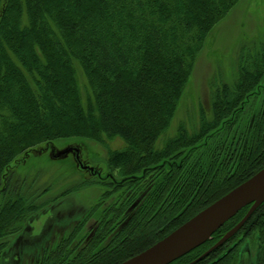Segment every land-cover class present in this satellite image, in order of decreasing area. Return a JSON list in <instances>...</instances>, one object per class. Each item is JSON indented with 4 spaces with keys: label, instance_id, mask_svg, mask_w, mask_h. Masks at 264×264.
I'll list each match as a JSON object with an SVG mask.
<instances>
[{
    "label": "trees",
    "instance_id": "1",
    "mask_svg": "<svg viewBox=\"0 0 264 264\" xmlns=\"http://www.w3.org/2000/svg\"><path fill=\"white\" fill-rule=\"evenodd\" d=\"M239 1L0 0V259L36 213L105 183L93 175L50 200L48 187L38 194L23 180L11 183L45 143H105L115 186L89 209L98 221L94 237L84 242L83 220L43 249L38 264H119L264 167V104L254 109L264 93V40L240 49L233 82L212 85L192 132L180 122L168 134L209 32ZM236 131L247 133L241 146ZM115 138L119 148L108 144ZM254 214L245 226H264V202Z\"/></svg>",
    "mask_w": 264,
    "mask_h": 264
},
{
    "label": "rangeland",
    "instance_id": "2",
    "mask_svg": "<svg viewBox=\"0 0 264 264\" xmlns=\"http://www.w3.org/2000/svg\"><path fill=\"white\" fill-rule=\"evenodd\" d=\"M260 40H264V0H240L226 17L209 32L205 44L197 56L190 80L168 134L173 135L180 122L186 124L189 132L193 131V127H197L201 110L207 109L210 105L212 85L220 80H233L240 49L244 48L247 43ZM70 140L74 139H63L54 141V143L64 148ZM76 141L86 146L83 148L86 151L85 156L90 162L106 165L109 147L105 143L90 139H77ZM108 144L111 148H119L122 145V140L115 138ZM45 145L46 143L36 147L28 159L20 164L15 171L13 170L14 176L11 183L18 179L23 180L24 190H29V192L36 190L37 192L34 193L38 194L48 187L47 193H44L43 196L45 200H50L66 189L75 187L86 176L75 167L71 155L56 158L52 153L41 150ZM100 194L101 189L97 185L88 186L70 192L56 203H61L59 207L63 210L76 211L77 215L82 212L85 206L96 201ZM43 196L40 197V200H44ZM36 218L39 219L36 220ZM45 218L47 219L42 213H36L30 218V220L33 219L31 225L34 226L35 232L43 229L42 224Z\"/></svg>",
    "mask_w": 264,
    "mask_h": 264
},
{
    "label": "flooded vegetation",
    "instance_id": "3",
    "mask_svg": "<svg viewBox=\"0 0 264 264\" xmlns=\"http://www.w3.org/2000/svg\"><path fill=\"white\" fill-rule=\"evenodd\" d=\"M253 44L254 43L252 42L251 44L247 43L246 46H251ZM236 73H237V67H236ZM236 73L233 75V77L236 75ZM228 82H233V81L231 80ZM261 103L264 104V93L256 101L255 104L256 106L254 107V109L260 108ZM253 113L254 111L252 112V114ZM246 134H247L246 132L244 133L242 131H236L233 137L236 139L237 146H241L245 142ZM223 138L226 139L227 135L224 134ZM221 139L222 138L220 135L215 137L211 141L210 149L212 150V148L215 147L216 144L220 142ZM83 146L84 145L82 144L69 142L64 148L68 150V152L62 155V157L71 155L75 162V167L80 172H82L84 176H86L79 184H82V182H84L85 179L92 177L93 175L99 176L100 177L99 181L105 182L101 184L84 185L81 187V189L82 188L84 189L88 186L97 185L101 189V194L99 195L97 200L89 204V206H85L82 212H79L77 215L75 214L76 211H69L70 209L63 210L62 208L59 207L61 203L58 204L52 210L43 213L47 217V219L45 218V220L43 221L42 224L43 229L41 228L42 230L38 232H35L33 230L34 226L31 225L32 221L30 224L29 223L30 219H28V221L12 237L11 242L4 249L3 253L4 252L5 253L4 256H2L0 259V264H38L37 262L40 256L42 255L43 249H46L48 246H50L53 243H57L61 240H64L65 234L71 231L73 227L77 226L83 220H87L85 222L86 231L84 232L85 233L84 242L94 237L96 232L95 226H98V221L95 219L94 216H89V209L98 201V199H100V197L105 191H107L109 188L113 190V187L115 185L113 184L111 185V182L113 181L111 177H109L110 172L112 174L113 172L108 169L107 165H102L101 163L93 164L92 162H90V160L85 156L86 151H84L85 149L83 148ZM84 147L86 148V146ZM43 150L52 153L54 157L58 156V153L60 151L52 145L46 146V148ZM108 185H111L112 188L109 187ZM141 192L140 194L136 195L137 197L129 206V208L126 210L125 213L126 215H128L136 207V205L143 197V192L142 193ZM105 204L106 205L108 204L107 201L105 202ZM249 208L250 206L247 209H245V212L239 217L233 218L228 224L230 226L223 232L219 233L220 235L219 237L215 238L213 234L211 238L208 239L212 242H210V244L207 247L201 249L198 248L199 247L198 246L197 248L191 250L190 252L194 251L193 254L191 255V260L181 259L179 263L180 264H264V226L257 224V222L256 224L251 223L248 227L245 226L246 224H248L249 220L251 219V216H253V214L256 211L249 217V219L242 225V227L233 236H231L221 245L210 251L208 254L203 255L206 253L208 249L212 248L217 242H219L222 239V237L246 215ZM254 217H257L256 214H254ZM38 219L39 218H36V220ZM128 219H130L129 216H127V219L123 223L125 224ZM204 244L205 243H203L202 245Z\"/></svg>",
    "mask_w": 264,
    "mask_h": 264
},
{
    "label": "water",
    "instance_id": "4",
    "mask_svg": "<svg viewBox=\"0 0 264 264\" xmlns=\"http://www.w3.org/2000/svg\"><path fill=\"white\" fill-rule=\"evenodd\" d=\"M68 150L59 153L63 155ZM264 202V167L140 253L119 264H170L205 243L242 208L246 215L205 254L233 236Z\"/></svg>",
    "mask_w": 264,
    "mask_h": 264
}]
</instances>
